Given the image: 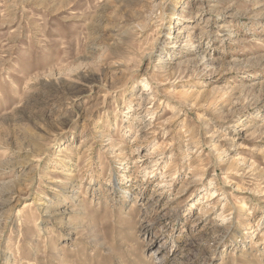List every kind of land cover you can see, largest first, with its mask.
Returning <instances> with one entry per match:
<instances>
[{
    "label": "rangeland",
    "instance_id": "rangeland-1",
    "mask_svg": "<svg viewBox=\"0 0 264 264\" xmlns=\"http://www.w3.org/2000/svg\"><path fill=\"white\" fill-rule=\"evenodd\" d=\"M0 264H264V0H0Z\"/></svg>",
    "mask_w": 264,
    "mask_h": 264
},
{
    "label": "bare ground",
    "instance_id": "bare-ground-1",
    "mask_svg": "<svg viewBox=\"0 0 264 264\" xmlns=\"http://www.w3.org/2000/svg\"><path fill=\"white\" fill-rule=\"evenodd\" d=\"M147 89H148V86H147V88L145 90H147ZM210 196H212V195H210ZM213 196H215V194ZM214 200H215V197L214 198L210 197L206 202H212Z\"/></svg>",
    "mask_w": 264,
    "mask_h": 264
}]
</instances>
